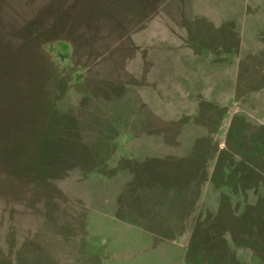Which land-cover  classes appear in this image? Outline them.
<instances>
[{"label": "rangeland", "instance_id": "374dc122", "mask_svg": "<svg viewBox=\"0 0 264 264\" xmlns=\"http://www.w3.org/2000/svg\"><path fill=\"white\" fill-rule=\"evenodd\" d=\"M0 264H264V0H0Z\"/></svg>", "mask_w": 264, "mask_h": 264}]
</instances>
